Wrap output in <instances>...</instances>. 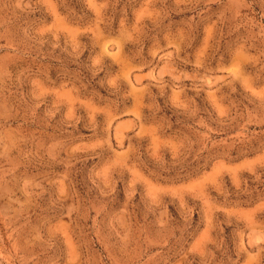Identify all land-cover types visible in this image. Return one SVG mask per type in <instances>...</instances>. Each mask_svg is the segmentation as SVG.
Wrapping results in <instances>:
<instances>
[{
    "label": "rangeland",
    "instance_id": "obj_1",
    "mask_svg": "<svg viewBox=\"0 0 264 264\" xmlns=\"http://www.w3.org/2000/svg\"><path fill=\"white\" fill-rule=\"evenodd\" d=\"M0 264H264V0H0Z\"/></svg>",
    "mask_w": 264,
    "mask_h": 264
}]
</instances>
